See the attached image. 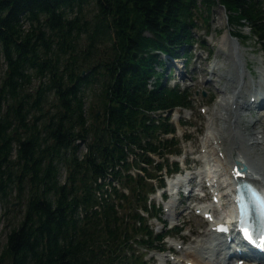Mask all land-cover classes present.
Segmentation results:
<instances>
[{
	"label": "trees",
	"instance_id": "16d2710c",
	"mask_svg": "<svg viewBox=\"0 0 264 264\" xmlns=\"http://www.w3.org/2000/svg\"><path fill=\"white\" fill-rule=\"evenodd\" d=\"M217 5L264 53V0H0V201L24 204L0 264H145L137 248L161 247L140 213L156 173L140 161L158 170L150 152L180 151L163 113L192 103L165 84L161 54L188 61L202 6L209 22Z\"/></svg>",
	"mask_w": 264,
	"mask_h": 264
},
{
	"label": "rangeland",
	"instance_id": "374dc122",
	"mask_svg": "<svg viewBox=\"0 0 264 264\" xmlns=\"http://www.w3.org/2000/svg\"><path fill=\"white\" fill-rule=\"evenodd\" d=\"M205 7L202 6L200 12V18L198 19L197 28L193 30V35L197 42H194L187 46L188 53H190L189 60L186 62L185 58H181L179 60L173 61L172 59L168 58L167 56L162 55L168 65V70H163L165 73V84L168 86H173L174 84H178L180 87L188 88V92L191 94L192 98V105L190 109H177L175 113L172 115V121L176 124L177 132L176 136L181 142V147L184 150V155L177 157L181 160L187 159L189 162V167L194 171L198 170L200 167H203V162L199 160V156L203 158L210 159V148L205 147L203 142L208 140V133H209V123L210 116H212L214 108H216V102L218 99L224 97V93H222L221 88H223V81H221L219 74L224 72L225 69H229L235 60L233 54V41H236L237 46L241 50L240 53L243 56L244 63H246L247 68V83L248 87H251V83H253V78L251 72H255V69L263 70L264 71V53L262 49L257 45L255 40L253 39H245L243 37L236 38L231 34L234 29H232L228 24L227 18V11L226 9L221 6L217 5L214 7L213 11L211 12V18L209 22L205 21V16L207 11L204 9ZM96 12V6L93 3L87 5L84 9V14L87 18H91L94 13ZM243 33H249V29H244ZM226 40V43L224 42ZM223 42V43H222ZM84 41L82 40V45H84ZM225 44V45H224ZM223 48L225 52L231 54L232 56L228 58L227 62L225 63V57L223 54L220 53L219 49ZM3 57L0 55V75L3 74V70L5 68ZM216 63H220L223 68L217 70V75L214 77L216 78V87H207L205 84L206 79L212 77L211 70L213 69ZM229 65V66H228ZM207 67V73L203 74L199 72L201 67ZM158 69H161L158 67ZM251 72H250V71ZM198 72V73H197ZM195 74V77L193 76ZM234 73L237 75V69H234ZM257 76V74H255ZM257 78L255 81H258ZM38 81L36 85H38ZM1 89V83H0ZM86 92V108L90 110L93 105L97 103V99L95 98L93 91L88 89ZM254 93L251 90L247 91V95L243 97L242 100H250ZM226 96V95H225ZM226 99H229L231 96L227 94ZM228 107V106H227ZM92 110L96 111V108ZM264 114V109L254 111V113L248 114V118L255 120L258 115ZM251 115V116H250ZM92 120V117H90ZM183 123H187V125H183ZM257 130H264V119L262 123H258L256 125ZM167 136H171L170 134ZM187 136L190 138L191 141H187ZM83 149L84 146H83ZM204 150V151H203ZM82 151V148H81ZM173 158H176L175 156ZM173 158H170V163L173 162ZM156 159H158L156 157ZM207 166V165H206ZM211 167V164L209 168ZM149 168V170H151ZM66 168H61V177L60 180L64 181L66 177ZM154 172V171H153ZM194 175V174H193ZM225 178L223 177V187L222 193H229V188L226 187ZM157 185V184H156ZM190 199V198H187ZM209 199V198H208ZM158 200V202H157ZM161 197L158 195L156 197V202H159ZM171 200H176L177 205L180 202V199L171 198ZM230 201V197L227 195L224 202L228 203ZM166 204V203H165ZM163 205V204H162ZM176 205V206H177ZM165 206V212H163L164 218L172 217V208L169 206V210L171 214L167 212V205ZM191 203H189L186 208H190ZM23 210L24 204L20 203L18 199L12 195L8 201H0V253L7 241V235L12 230L15 225H18L23 218ZM219 210V209H218ZM176 211V208H175ZM179 211L183 215V219H180L181 215H179L177 219L179 220L180 224L183 225L181 229L182 232H173L171 236H181L184 243L187 245H193L192 241L203 234L204 231H207L209 228V224L205 223V220L194 213V211L188 212L187 209H184L183 205H179ZM177 212V211H176ZM220 214H223L224 211L219 210ZM187 214V215H185ZM176 217V215H173ZM157 221V220H156ZM155 220H151L150 224L155 228V232L162 231L163 229L160 226H154L156 223ZM185 221V223H184ZM157 230V231H156ZM186 234V235H185ZM173 239L171 237L168 238L166 243L167 252L166 253H157L155 251L151 252L147 255L148 263L147 264H162L163 258L168 257H176L177 255L175 252H170V246L173 244ZM176 242L183 243L181 240H177ZM175 243V242H174ZM192 243V244H191ZM177 246L176 250L178 252H182V256L176 258H183L184 251L188 246ZM147 247H138V251L146 252ZM173 250V248H172ZM175 258V259H176ZM185 258V257H184Z\"/></svg>",
	"mask_w": 264,
	"mask_h": 264
},
{
	"label": "bare ground",
	"instance_id": "6f19581e",
	"mask_svg": "<svg viewBox=\"0 0 264 264\" xmlns=\"http://www.w3.org/2000/svg\"><path fill=\"white\" fill-rule=\"evenodd\" d=\"M226 43V40L224 41ZM223 43V42H222ZM233 54L235 57L234 63L230 65L229 69H225L224 72L219 74L221 81H223V88H221L224 97L218 99L216 102V108H214L212 116H210L208 140H205V147L210 148L212 166L216 165V172L220 177H224L227 183V187H233L236 185L237 180L234 176L233 168L235 167V161L239 160L241 166L247 164L249 169L246 173L247 178L259 182L264 186V130H257L256 125L262 123L264 114L256 117L255 120L248 118V111L264 108V71L259 70L258 81L251 83L249 88L247 83V68L246 63L240 49L237 46L236 41H233ZM225 45V44H224ZM220 53L224 55L225 63L232 55L225 52L223 48L219 49ZM224 65L216 63L211 70L212 77L206 79L205 84L207 87H216L217 70L223 68ZM229 66V65H228ZM234 69H237V75L234 73ZM207 67H201L199 72L203 74L207 73ZM198 73V72H197ZM194 73V77H195ZM251 90L255 96L254 100H242L247 91ZM227 94H230V98L226 99ZM226 95V96H225ZM228 106V107H227ZM251 116V115H250ZM224 149V157L219 156L220 152ZM242 152V156L237 155V151ZM245 159V161L243 160ZM210 166V165H209ZM197 175L191 176L192 180ZM191 179H188L190 182ZM186 181L180 178L175 181L177 185H183ZM234 182V184H233ZM179 183V184H178ZM219 185V184H218ZM221 186V185H219ZM192 198V196H188ZM169 206L172 208V218H177L179 212L175 211L177 201H169ZM230 209L229 207H227ZM216 211L214 204L209 206V209L203 211L211 212ZM173 215H176L174 217ZM228 220L231 218L227 217ZM212 229L204 231L201 236L192 241L193 245L186 247L183 258H176L174 264H184L187 261H193L196 264H220L223 251L224 238H213ZM191 243V244H192ZM182 248V247H180ZM236 256L233 254L232 257ZM231 256L229 258H232ZM246 258L251 259L249 256ZM245 257L241 256V258ZM246 264H252V262H246Z\"/></svg>",
	"mask_w": 264,
	"mask_h": 264
},
{
	"label": "snow or ice",
	"instance_id": "6c2138e0",
	"mask_svg": "<svg viewBox=\"0 0 264 264\" xmlns=\"http://www.w3.org/2000/svg\"><path fill=\"white\" fill-rule=\"evenodd\" d=\"M238 199L242 200V197H239ZM259 203H260V207L262 209V211H264V194H261L260 198H259ZM222 231H226V229H221ZM245 237L249 240H251V235L248 233L247 228L243 229ZM260 247L264 248V240H262L260 242Z\"/></svg>",
	"mask_w": 264,
	"mask_h": 264
},
{
	"label": "flooded vegetation",
	"instance_id": "af4514ba",
	"mask_svg": "<svg viewBox=\"0 0 264 264\" xmlns=\"http://www.w3.org/2000/svg\"><path fill=\"white\" fill-rule=\"evenodd\" d=\"M2 90V88L0 89V91Z\"/></svg>",
	"mask_w": 264,
	"mask_h": 264
},
{
	"label": "water",
	"instance_id": "95a60500",
	"mask_svg": "<svg viewBox=\"0 0 264 264\" xmlns=\"http://www.w3.org/2000/svg\"><path fill=\"white\" fill-rule=\"evenodd\" d=\"M97 116H98V114H97Z\"/></svg>",
	"mask_w": 264,
	"mask_h": 264
}]
</instances>
